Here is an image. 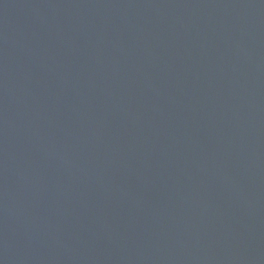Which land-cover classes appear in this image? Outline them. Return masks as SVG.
I'll return each mask as SVG.
<instances>
[{
	"label": "water",
	"instance_id": "95a60500",
	"mask_svg": "<svg viewBox=\"0 0 264 264\" xmlns=\"http://www.w3.org/2000/svg\"><path fill=\"white\" fill-rule=\"evenodd\" d=\"M0 264H264V0H0Z\"/></svg>",
	"mask_w": 264,
	"mask_h": 264
}]
</instances>
